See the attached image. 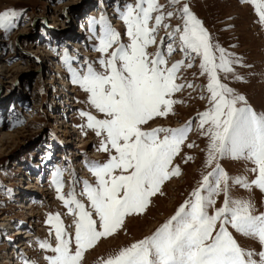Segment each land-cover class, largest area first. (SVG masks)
Segmentation results:
<instances>
[{
	"label": "snow or ice",
	"instance_id": "6c2138e0",
	"mask_svg": "<svg viewBox=\"0 0 264 264\" xmlns=\"http://www.w3.org/2000/svg\"><path fill=\"white\" fill-rule=\"evenodd\" d=\"M245 2L253 5L264 26V0ZM116 11L127 42L101 15L89 21L94 33L95 25L100 26L95 49L101 54L99 67L85 61L76 68L71 58L64 59L72 84L99 114L81 110L79 115L86 118L81 127L101 138L98 151L108 157L88 162L94 182L84 180L79 193L86 202L77 197L74 186L65 194L63 172L58 169L54 174L57 198L73 219L69 230L59 213L48 215L54 243L38 242L41 250L51 253L45 257L47 264H82L86 251L116 233L126 217L143 213L161 185L180 174L173 160L188 140L192 122L180 127L145 126L168 117L181 102L173 97L185 84L177 81L183 79L182 70L193 68L196 61L199 74L207 79L208 95L201 99H207L208 108L197 114V128L207 139L205 167L210 170L154 232L101 258L100 264H264V211L251 197L232 195L234 187L264 195V112H256L227 83L242 79L235 72L239 60L214 42L188 0H125ZM16 16L14 10L0 11V30L15 28ZM153 46L156 51L150 52ZM177 51L184 58L169 64ZM226 157L250 164L246 172L252 178L229 176L219 162ZM230 229L256 241L260 250L242 247Z\"/></svg>",
	"mask_w": 264,
	"mask_h": 264
},
{
	"label": "rangeland",
	"instance_id": "374dc122",
	"mask_svg": "<svg viewBox=\"0 0 264 264\" xmlns=\"http://www.w3.org/2000/svg\"><path fill=\"white\" fill-rule=\"evenodd\" d=\"M124 2L0 0V11L14 10L17 13L14 21L17 26L9 32L0 30V264H7L2 258L7 259L18 242L25 245V248L18 247L20 264H25L26 260L29 264H47L45 257L51 253L41 250L38 242L47 239L54 243L50 235L54 230L46 223L48 215L59 213L69 230L73 219L57 198L54 174L58 169L63 172L65 194L74 186L77 197L86 202L79 193L84 180L94 182L88 171V162H104L108 157L107 153L98 151L101 138L92 130L81 127L86 124V118L79 115L81 110L99 114L85 103L86 94L72 84L64 59L66 56L71 58L70 62L76 68H81L85 61L99 67L97 62L101 54L95 49L99 44L97 36L100 26L95 25L94 33L89 21L92 18L99 20L101 15L108 18L113 28L121 33L122 40L127 42L125 25L116 11ZM188 2L211 33L214 42L239 60L235 72L242 79H229V86L245 96L256 112H264V26L260 25L253 5L245 0ZM176 23L178 21L174 19L172 24ZM160 35H164L163 31ZM149 51L155 52L156 48L150 47ZM179 54L181 52L177 51L169 64L184 58ZM199 71V61L195 62L193 68L182 70L183 79L177 82L184 83L185 87L173 97L181 102L173 106V112L168 117L157 118L145 126L180 127L192 122L189 138L173 160L172 166H179L180 174L161 185L160 192L151 198L143 213L126 217L116 233L101 238L94 248L86 251L82 264H100L101 258L150 235L189 198L202 174L210 170L205 167L207 139L197 128V114L208 108L207 99H201V96L208 95L204 89L207 79ZM188 84L193 87H187ZM65 102L71 104L67 116L68 119L74 118V136H77V140L73 135H65L72 129L64 126L69 124L62 117ZM53 126L57 127V133H52ZM188 143H193L195 147L188 148ZM79 145L83 147L77 148ZM52 159L62 166L53 169L49 178L46 173L38 184L26 176L25 162ZM83 162L87 168L79 169ZM219 162L231 177L248 175L249 179L252 178L246 172L251 165L244 161L226 157ZM73 181L79 183L73 185ZM16 183L23 184V191H27L35 202L33 209L13 206ZM232 195L234 198L251 197L257 208L264 211V195L258 190L249 193L243 188L234 187ZM220 203L222 197L217 200V204ZM21 231L25 232L17 234ZM230 231L245 249L260 250L256 241ZM26 233L28 237H25Z\"/></svg>",
	"mask_w": 264,
	"mask_h": 264
},
{
	"label": "bare ground",
	"instance_id": "6f19581e",
	"mask_svg": "<svg viewBox=\"0 0 264 264\" xmlns=\"http://www.w3.org/2000/svg\"><path fill=\"white\" fill-rule=\"evenodd\" d=\"M67 129H68V127H67ZM65 135H67V134H65ZM18 194H20V192H18ZM20 195H21V194H20ZM22 197H23V198H26V194L24 193V194L22 195ZM19 199H20V200H19V202H18L17 205L22 204V202H21V198H19ZM24 206H26V205H25V202L23 203V207H24ZM19 209H20V208H19ZM19 233H20V232H19ZM27 233H28V232H27ZM27 233H26V234H27ZM27 235H28V234H27ZM22 245H23V242H20V246H22Z\"/></svg>",
	"mask_w": 264,
	"mask_h": 264
}]
</instances>
